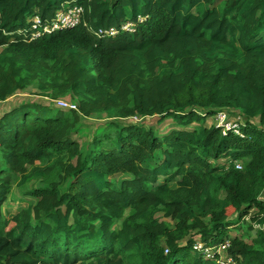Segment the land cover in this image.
Here are the masks:
<instances>
[{
	"label": "trees",
	"instance_id": "trees-1",
	"mask_svg": "<svg viewBox=\"0 0 264 264\" xmlns=\"http://www.w3.org/2000/svg\"><path fill=\"white\" fill-rule=\"evenodd\" d=\"M65 5L86 26L30 37ZM34 85L77 110L0 116V264H216L194 245L226 240L238 264H264V0H0V102ZM226 111L240 134L207 125ZM98 113L178 127L109 123L84 152L72 134ZM15 185L28 204L13 213ZM245 216L263 227L251 242Z\"/></svg>",
	"mask_w": 264,
	"mask_h": 264
},
{
	"label": "rangeland",
	"instance_id": "rangeland-1",
	"mask_svg": "<svg viewBox=\"0 0 264 264\" xmlns=\"http://www.w3.org/2000/svg\"><path fill=\"white\" fill-rule=\"evenodd\" d=\"M63 101H66L67 103L70 104H76L75 100L71 99V97H67V98H62ZM61 100V101H62ZM19 101H29V102H40L42 104H49L50 106H52L53 108H61V106H59V104L57 103V101L59 100H51L47 97H43L41 95H39V91L37 90L36 86L34 85L33 87L27 88L26 91L11 97L10 99L6 100L4 103H0V113L3 112L5 109L7 110V108L13 107L15 103L19 102ZM158 117H153V118H146V119H134V118H128V119H123L121 120L120 118H110L109 115H107L106 113H98V114H94L89 118H82V122L80 123V126L78 127L77 131L73 132L72 137L74 140L78 141L80 143V145L83 147L84 152H87V148L89 146V144L92 142L93 138L102 134L106 128L108 129V124L109 123H126V124H144L146 126H154L156 128V130L158 131V133L160 135H163L171 130H173L174 128L178 127V124L176 121L172 120V119H166L165 121H163L162 123L158 122ZM243 122V119L241 117H239L237 114H232L228 111L224 112V115H218L215 117H208L206 119L207 125L211 126V125H216V126H223L225 125L227 122L231 121H237L240 120ZM224 120V121H222ZM130 177L129 175H115L113 176L114 181L117 182V184H119L120 180H123L125 178ZM112 178V179H113ZM113 181V180H112ZM164 179H160L159 183H163ZM37 185V183H30L28 184V188H33ZM9 207H12V211L13 213H16L18 210H20L22 207L27 206L28 204V198H26L23 195V190L15 185L14 186V190H13V194L11 196V199L9 201ZM7 205V204H6ZM5 205V206H6ZM3 208V212L4 214H6V208ZM157 217L161 220L164 221L166 223H168L172 228L175 226V222L172 221L170 218H166L164 216L163 212H160ZM238 213L234 214L231 218L232 220H236L238 218ZM230 218V219H231ZM254 221V220H253ZM252 219L249 216H245L242 221H241V228L240 230L242 232L245 233H249V235L247 234V236H249L248 241L251 242L252 238L255 239L257 237V231L261 228H263L261 226V224L257 223L256 221L253 222ZM257 224H256V223ZM121 226L120 222H118L117 224V228H119ZM253 226L255 227L251 232H248V229H250V227ZM247 231V232H246ZM261 231V230H260ZM232 233L230 234L231 237H235L236 235H238V232L236 230L231 231ZM219 254V253H218ZM228 252H222L220 253V257H223L224 255L228 256ZM212 260V259H211ZM215 261V260H213ZM216 263V261H215ZM217 264V263H216Z\"/></svg>",
	"mask_w": 264,
	"mask_h": 264
},
{
	"label": "built area",
	"instance_id": "built-area-1",
	"mask_svg": "<svg viewBox=\"0 0 264 264\" xmlns=\"http://www.w3.org/2000/svg\"><path fill=\"white\" fill-rule=\"evenodd\" d=\"M84 14L85 10L81 5H65L56 12L55 16L51 20L44 21L41 19V17L35 16L32 20L30 37L32 39H35L44 34H52L56 31L71 29L81 24H84L86 26V23L84 22ZM143 21L144 19L140 17L137 22L127 21L117 28H102L96 32V35L98 38H114L119 36L121 33L134 34L136 33L140 23H142ZM61 100L57 101V103L59 104V106H61L62 109L77 110L76 104H70L66 101ZM219 115H224V113H220ZM134 119L139 120L138 117H135ZM219 127L222 128L224 134H226V132L231 129H234L235 133L240 134L238 124L234 122L229 121L225 125H221ZM237 168L240 169L241 166L237 165ZM229 247V240H226L223 244L217 247H205L204 243H202L201 241H197L194 245V250L196 252L203 253L208 259L215 260L217 264H238L235 258L230 254H228V256L224 255L223 257H220L219 254L224 251L229 253Z\"/></svg>",
	"mask_w": 264,
	"mask_h": 264
},
{
	"label": "crops",
	"instance_id": "crops-1",
	"mask_svg": "<svg viewBox=\"0 0 264 264\" xmlns=\"http://www.w3.org/2000/svg\"><path fill=\"white\" fill-rule=\"evenodd\" d=\"M16 95H17V94H16ZM16 95H15V96H16ZM19 102H29V101H19ZM0 103H4V102H0ZM16 104H17V103H15L14 105H16ZM47 105H49V104H47ZM10 108H11V107H10ZM8 109H9V108H7V110H8ZM7 110L5 109L3 112H1V113H0V116L3 115ZM230 220H232V218H231Z\"/></svg>",
	"mask_w": 264,
	"mask_h": 264
}]
</instances>
